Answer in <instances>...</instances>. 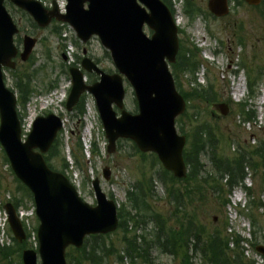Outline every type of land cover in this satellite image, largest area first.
<instances>
[{
    "label": "rangeland",
    "instance_id": "rangeland-1",
    "mask_svg": "<svg viewBox=\"0 0 264 264\" xmlns=\"http://www.w3.org/2000/svg\"><path fill=\"white\" fill-rule=\"evenodd\" d=\"M45 7H50L51 3L56 2L58 10L62 11L64 0H38ZM175 11V18L178 21V28L183 31L178 35L179 40L194 45L200 50L196 55L197 63L200 65L197 72V82L204 89H211L218 98L207 104H193L196 109H191L189 103H186L185 115L196 116L194 123H186V131L196 126L207 124L212 129V134L218 142L217 155L222 158H231L235 155L238 147H252L258 141L264 142V8H252L245 4L230 3V12L228 16L221 19H214L207 10L208 0H171ZM189 2L191 8L200 9L201 16L193 12V17L198 16L196 20L190 21L183 12L182 4ZM188 8V7H187ZM181 9V10H180ZM7 11L16 23L19 34L18 38L30 36L37 40L36 45L26 62L16 60L14 71L5 70L6 86L17 93L16 82L19 75H26L28 90L27 105L20 108L18 112L21 117L22 136L26 137L30 126L36 117H45L55 115L60 117L63 127L58 132L60 145V155L52 156L49 160L50 167L56 172L65 170V176L73 183L77 189L79 197L88 205L94 206L95 199L91 189V180L98 179L101 191L112 201L117 203L118 207H124L127 212L131 211L128 204L126 193L132 190L133 186L142 178L150 182L152 169L157 170V166H152L149 155H140L136 153L133 144L128 141L117 143L116 150L112 154L106 151L107 142L99 121L93 99L90 95L84 94V111L83 116L73 112H67L65 102L69 95L71 82L68 75V68L71 64L79 66L82 58V51L85 49L87 55L105 72H115L109 54L102 48L96 38H92L88 43L82 44L76 38L75 33L67 25L51 24L44 29L34 28L33 22L27 15L21 13L13 6H8ZM263 14V15H262ZM56 27L61 29H56ZM59 30V31H58ZM147 36L150 32L145 30ZM61 36V38H59ZM16 46L18 48L20 45ZM29 79V81H27ZM187 77L180 78V86L183 91L187 92L189 87ZM200 79V82L198 81ZM93 80V75L86 74L87 84ZM249 80L253 82V98L248 102L251 95L248 88ZM210 86V88L208 87ZM243 88L242 97L238 96V86ZM61 87L64 88V98L52 106L43 107L41 100L51 97ZM125 109L127 112L134 114L135 102L130 87L125 84ZM53 98V96L51 97ZM245 103V108L252 109L256 113V121L243 123L242 109L236 105ZM219 105L226 106V114L220 113L217 108ZM184 116V115H183ZM184 120V119H183ZM179 123L176 128L179 129ZM185 125V124H184ZM89 128V133L85 130ZM62 145V146H61ZM96 145V152L99 157H90L89 150ZM255 147V146H254ZM81 148V152L79 149ZM72 151H76V157L80 164L76 166ZM78 152V153H77ZM65 159V160H64ZM207 156H204L202 163L205 169H208L209 162ZM66 162L68 168L63 169L62 164ZM108 168V169H107ZM109 173V180L103 178V171ZM258 169V168H256ZM161 172V171H159ZM145 173V174H144ZM162 173V172H161ZM155 174V172H154ZM90 176L89 182L84 185V181ZM168 174L161 175V178L170 181ZM245 185L251 189V196L255 205L261 201L264 207V172L259 170L251 176L249 174ZM89 178V177H88ZM0 179L2 181L1 198L8 201L9 198L20 199L26 197V194L14 183L4 156L0 149ZM153 194L154 198L148 202L153 210L161 214L162 217L171 213L172 208L167 204L164 186L153 175ZM176 188H181L175 185ZM222 197H226V193ZM25 199V198H24ZM247 198L244 193L236 189L230 195V205L227 207H217L207 205L199 206L197 213L198 225L204 227L207 234H210L217 228L222 230V234L238 235L244 242L239 245L243 253L245 262L250 264H264V257L258 254L255 249L257 246H264L262 235L258 234L256 239L252 237V226L247 220V215H253L258 223L264 228V212L261 209L253 210L249 213L245 211ZM26 214L25 220H28V232L30 233L29 243L35 247L33 240V230L37 228L38 222L31 215L32 204L25 199L20 206ZM197 207V206H196ZM248 211V209H247ZM146 215V214H145ZM141 220V219H139ZM146 221V217L144 218ZM4 212L0 208V247L12 246V235L4 229ZM174 223L171 222L170 225ZM133 223L128 225V230L133 231ZM227 229V230H226ZM155 231L154 223H147L136 229L138 237L143 233H152ZM124 231L119 230L106 239V245L113 246L114 249H122ZM255 240V241H254ZM230 250L231 246L229 247ZM111 249V248H110ZM112 250V249H111ZM67 262L69 256L75 255L72 250L66 251ZM72 259V258H71ZM150 264H179V260H173L171 256L162 254L153 249L150 252ZM109 264H115L113 259ZM12 264H20L17 256L12 258ZM137 260L135 264H141ZM0 264H4L0 258ZM89 264V263H83ZM124 264H129L128 260ZM194 264H203L194 260Z\"/></svg>",
    "mask_w": 264,
    "mask_h": 264
},
{
    "label": "water",
    "instance_id": "water-1",
    "mask_svg": "<svg viewBox=\"0 0 264 264\" xmlns=\"http://www.w3.org/2000/svg\"><path fill=\"white\" fill-rule=\"evenodd\" d=\"M44 28L51 20L67 23L77 37L86 43L92 36L110 52L115 75H106L89 59L81 62L87 73L99 76V82L86 86L83 74L70 69L72 89L66 109L71 111L80 96L92 95L108 142V153L114 152L119 139L132 141L142 153H154L163 168L176 179L186 177L182 158L185 138L177 135L175 120L185 110L176 93L167 63H174L178 50L177 29L167 8L159 0H66V14L59 15L56 5L46 11L33 0H10ZM258 6L261 0H242ZM86 5V8H85ZM208 9L215 17L228 14L227 0H209ZM153 32L151 38L143 33L144 26ZM17 29L0 0V145L15 177L30 191L39 221L38 253L25 251L23 264H66L65 250L80 248L87 235L108 234L117 228L116 207L102 193L98 180L92 183L96 206L83 203L76 190L61 174L50 171L43 154L50 149L61 121L53 116L38 117L24 143L15 112L16 99L4 86L2 67L14 69L11 62L17 55L13 36ZM35 41L25 38L22 61L28 59ZM121 76L132 87L138 113L124 110V89ZM113 106L120 111L119 117ZM225 115L224 107H220ZM37 150V152L35 151ZM104 179L109 173L103 171ZM14 238L21 243L24 233L11 205L5 206ZM256 251L264 256V250Z\"/></svg>",
    "mask_w": 264,
    "mask_h": 264
},
{
    "label": "trees",
    "instance_id": "trees-1",
    "mask_svg": "<svg viewBox=\"0 0 264 264\" xmlns=\"http://www.w3.org/2000/svg\"><path fill=\"white\" fill-rule=\"evenodd\" d=\"M168 4V0H163ZM237 3H240L236 0ZM264 5V3H263ZM193 13H188L190 18ZM193 20V19H192ZM196 51L191 47L180 44V50L175 65L171 66L172 75L177 84L180 94L183 96L186 103H189L191 109H196L197 104H210L217 99V95L209 90H193L188 93L182 92L179 88V79L185 72L191 75L199 68L197 63ZM26 77V75L24 76ZM23 75L17 77L16 88L19 94L20 103L25 104L28 99L27 84L24 85L26 78ZM29 81V79H27ZM253 82L250 81V92ZM196 104V105H193ZM77 115L83 114V106L76 108ZM246 117H249L246 114ZM194 120L195 115L193 116ZM184 119V120H183ZM194 123L190 116L184 115L178 120L179 130L182 135L187 138V145L183 153L184 161L188 166V176L182 181H176L169 174L167 175L170 181L160 179L159 173L167 174L162 170H155L158 181L162 182L165 188L167 204L172 208L171 213L161 216L153 210V207L148 202L154 198V190L152 187L153 175L150 182L145 178L133 186L132 190L127 191V201L131 206V211L127 212L122 206L118 210L119 229L124 231L122 249H114L113 246L106 245L108 236H93L85 239L83 247L79 250L72 249L75 257L69 256L68 264H109V260L113 259L115 264H124L128 260L129 264H135L140 260L141 264H150V252L155 249L162 254L178 259L179 264H194V260H198L203 264H250L245 262L243 253L240 251L242 241L237 236L223 235L220 228L215 229L210 234L204 227L197 223V213H199L198 205L207 207V205L224 207L228 204L227 196L237 188H244V181L247 177V171L256 173L258 169L264 170V142H258L256 147L238 149L235 155L231 158H222L217 155L218 142L212 134V129L207 124L196 126L186 131V123ZM185 124V125H184ZM58 146H54L49 154V158L54 155H59ZM81 152V148L79 149ZM76 166L80 164L76 157V151H72ZM78 153V152H77ZM95 155V153H93ZM152 161V166L159 167V163L154 155H149ZM207 156L209 168L205 169L203 165V157ZM49 158L46 162H49ZM7 163L6 159L4 158ZM62 168H68L66 162L62 164ZM258 168V169H256ZM161 171V172H159ZM65 170H61L64 174ZM11 173V172H9ZM161 173V174H162ZM145 174V173H144ZM14 183L24 191V197L27 201H31V196L28 191L13 177ZM181 188H176L175 185ZM2 191V181L0 179V195ZM249 205L245 209L246 212L259 210L261 205H255L252 201L251 192L245 189ZM226 193V197H222ZM10 199L16 209L24 203L25 199ZM197 206V207H196ZM218 206V207H219ZM248 209V211H247ZM146 214V215H145ZM146 217V221L144 218ZM141 219V220H139ZM252 226V237L256 239L258 234L264 233V228L261 223H258L253 215H247ZM173 222V225L170 223ZM133 223V231H128V225ZM147 223H154L155 231L152 233H143L140 237L136 235V229L144 226ZM264 242V235H262ZM255 241V240H254ZM230 245L233 250H230ZM15 247L0 248V258L4 264H12V258L17 256L19 259L23 249L28 248V243L22 246L14 244ZM112 250H111V249ZM72 258V259H71Z\"/></svg>",
    "mask_w": 264,
    "mask_h": 264
},
{
    "label": "bare ground",
    "instance_id": "bare-ground-1",
    "mask_svg": "<svg viewBox=\"0 0 264 264\" xmlns=\"http://www.w3.org/2000/svg\"><path fill=\"white\" fill-rule=\"evenodd\" d=\"M178 23V22H177ZM237 93H238V96L239 97H242V90L241 89H238L237 90ZM53 96V98H51ZM51 97H48L47 99H42L41 102H42V106L45 107V106H52L55 104V100H57V103L56 104H59V102L64 98V88L61 87V89L59 91H56L52 94ZM85 133H89V128H87L85 130ZM37 152V150H35ZM45 165L47 166V168L49 167V164L48 163H45ZM21 185L28 191V193H30V191L21 183Z\"/></svg>",
    "mask_w": 264,
    "mask_h": 264
}]
</instances>
